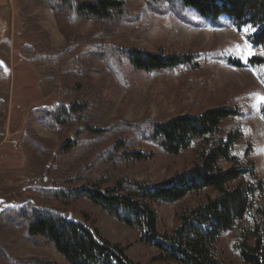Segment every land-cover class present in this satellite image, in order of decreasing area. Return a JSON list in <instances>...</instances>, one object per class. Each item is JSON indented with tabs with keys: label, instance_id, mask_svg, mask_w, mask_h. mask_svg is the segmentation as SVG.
<instances>
[{
	"label": "trees",
	"instance_id": "obj_1",
	"mask_svg": "<svg viewBox=\"0 0 264 264\" xmlns=\"http://www.w3.org/2000/svg\"><path fill=\"white\" fill-rule=\"evenodd\" d=\"M141 1L144 12L171 15L191 28L202 25L183 11L193 12L213 29L246 31L243 38L252 55L243 64L210 53L197 61V54L125 48L116 42L115 28L137 18L125 1L33 0L36 7L52 13L65 45L55 51L32 38L24 46L31 55L27 65L37 76L41 99L59 96L52 105L31 109L25 124L34 122L61 143L45 167L49 177L25 187L31 198L0 211V233L15 230L36 244L41 239L65 264H139L128 258L126 247L105 239L89 215L72 214L74 204L85 200L134 230L140 244L156 250L151 262L264 264V180L251 158L248 104L238 100L231 108L216 106L165 122L148 115L136 121L120 115L109 120L112 104L101 94L113 84L125 86L128 69L150 77H176L181 71L200 70L207 61H220L233 69L248 67L264 88V0ZM84 22L95 25L85 36L79 33ZM93 74L100 76L99 83L93 82ZM8 81L0 67L3 88ZM3 107L0 101V111ZM258 113L264 123V105L259 104ZM26 135L31 137L28 128ZM138 143L150 144L169 157L190 153L192 165L154 183L131 179L125 174L128 168L150 162L157 154L135 150ZM205 191L212 194L181 209L170 232L159 230L158 204L172 205ZM224 235L233 255L229 262L219 248ZM0 264L58 263L46 258L19 259L0 245Z\"/></svg>",
	"mask_w": 264,
	"mask_h": 264
},
{
	"label": "rangeland",
	"instance_id": "obj_2",
	"mask_svg": "<svg viewBox=\"0 0 264 264\" xmlns=\"http://www.w3.org/2000/svg\"><path fill=\"white\" fill-rule=\"evenodd\" d=\"M123 1L137 16L134 22L121 23L115 28L116 42L125 48L164 55L197 54V61L204 58L203 54L210 53L219 58L240 60L243 64L252 55L243 38L246 31L237 33L231 27L213 29L193 12L183 11L194 23L202 25V28L195 29L171 15L160 17L144 12L141 0ZM94 29L92 22H84L79 33L85 36ZM32 38L46 49L55 51L65 45L49 10L36 7L33 0H0V67L9 80L6 89L0 84V101L4 105L0 111V211L18 207L31 198L25 187L43 176L49 177L45 167L53 161L61 143L56 135L34 122H30L28 127L25 124L31 109L49 106L59 100L58 95L48 100L40 97L37 76L27 65L31 55L24 48ZM92 78L95 84L101 81L97 74ZM124 81L125 86L113 84L101 91L112 104L109 120L120 115L126 121H136L148 115L165 122L184 114H199L216 106L231 108L238 100L247 103L250 111L248 122L253 129L251 158L264 180V123L258 113L260 102L257 99L264 96V88L250 68L233 69L220 61H207L200 70L181 71L176 77L168 74L150 77L128 69ZM27 128L31 132L30 138L26 135ZM134 149L157 153L150 162L134 165L125 171L127 177L137 181L154 183L169 179L192 165L190 153L169 157L147 143H138ZM206 194L212 193L205 191L200 195H189L172 205L158 204L159 230L170 232L177 223V213L203 201ZM70 211L75 217L80 213L89 215L90 223L105 239L127 248L126 254L132 262L161 264L151 262L156 250L140 244L134 230L124 227L87 201L77 202ZM38 240L39 244L29 242L15 230L0 233V245L16 258H46L65 264L48 244ZM219 248L227 262L233 259L228 235L220 239Z\"/></svg>",
	"mask_w": 264,
	"mask_h": 264
},
{
	"label": "snow or ice",
	"instance_id": "obj_3",
	"mask_svg": "<svg viewBox=\"0 0 264 264\" xmlns=\"http://www.w3.org/2000/svg\"><path fill=\"white\" fill-rule=\"evenodd\" d=\"M0 64H2V62H0ZM257 99L259 100L260 104L264 105V96H259Z\"/></svg>",
	"mask_w": 264,
	"mask_h": 264
}]
</instances>
